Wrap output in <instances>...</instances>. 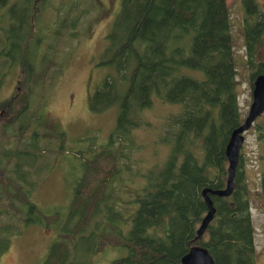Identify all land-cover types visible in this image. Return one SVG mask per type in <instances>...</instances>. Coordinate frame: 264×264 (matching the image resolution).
Returning a JSON list of instances; mask_svg holds the SVG:
<instances>
[{"label":"trees","instance_id":"1","mask_svg":"<svg viewBox=\"0 0 264 264\" xmlns=\"http://www.w3.org/2000/svg\"><path fill=\"white\" fill-rule=\"evenodd\" d=\"M46 1L0 0V78L19 67V80L29 97L11 120L0 123V255L10 248L12 237L21 234L19 223L39 224L53 234L39 264H78L71 246L80 238L85 243L95 240L82 264H94L108 249L123 251L110 264H180L194 245L204 246L214 264H255L249 190L240 157L232 194L211 195L214 217L202 237L195 239L207 210L201 192L224 187L225 147L243 121L226 1H121L101 54L102 63L112 65L116 73L107 75L89 100L92 111L116 107L108 144L93 153L86 147L90 157L81 150L68 151L78 154L79 160L78 165L67 160L75 174L69 199L63 209L43 214L32 201L39 186L35 167L49 153L40 148L46 143L38 130L42 110L33 111L30 102L38 88L44 89L42 79L49 67L58 65L47 64L48 54L53 61L56 55L54 47L45 45L49 35L45 38L46 27L39 21ZM242 2L252 87L255 76L264 74V61L257 60L263 21L257 0ZM66 23L67 18L55 34ZM16 94L8 102L14 103ZM153 96L180 107L164 133L168 157L162 167L146 175L143 193L137 199L133 196L128 203V207L134 204L133 210L123 215L117 197H112L118 188L111 183L124 185L132 174H141L131 168L132 130ZM96 137L86 140L92 144ZM65 140L66 136L60 139L57 157L67 152ZM261 192L264 195V173Z\"/></svg>","mask_w":264,"mask_h":264},{"label":"rangeland","instance_id":"2","mask_svg":"<svg viewBox=\"0 0 264 264\" xmlns=\"http://www.w3.org/2000/svg\"><path fill=\"white\" fill-rule=\"evenodd\" d=\"M80 1L47 0L43 15L39 18L41 25L46 27L45 38L49 35L45 45L54 47L56 55V60L53 61V57L48 54L50 61L47 64L50 62L58 64L54 69L52 66L49 67L47 77L42 79L44 89L38 88L30 102L32 110L44 111L46 119L43 125L38 126V130L46 139V143H41L40 148L45 147L49 154L41 165L35 167L39 186L32 200L43 214L63 209L66 206L64 203L69 199L75 174L67 160L72 159L76 165L79 160L75 157L78 154L68 151L81 150L85 154L84 157H90L93 150L108 144V134L115 123L116 107L100 112L92 111L89 100L105 77L116 73L112 65L102 63L101 54L122 0ZM225 1L235 62V91L243 120L252 102L250 73L253 71L247 63L244 45L245 10L242 0ZM257 2L264 10V0ZM65 18H67L65 28L61 27L60 34H55L60 30L59 23ZM36 46L39 48L38 44ZM257 60L264 61V34L257 46ZM5 70L6 68L2 72ZM21 78L19 67L12 68L6 76L0 78V110L6 108L9 103L8 112L11 116L28 102V89L21 85L22 80H19ZM16 92L18 94L15 95L14 103L8 102ZM152 98V103L143 110L140 117H137L138 124L132 130L135 149L131 153V168L133 172L141 174L140 176L132 174L124 185L116 180L111 183L118 188L112 197H117L119 210L123 215L133 210L134 204L128 207L133 196L136 194L133 199H137L143 193V188L147 185V180L144 179L146 175L162 167L167 160L170 147L163 140L164 133L170 117L177 114L180 109L177 104L162 102L155 96ZM9 115L0 117V122ZM92 134L97 137L89 144L86 138L92 139ZM64 136L67 152L57 157L60 139ZM86 147L91 148L92 153L85 151ZM41 160L42 158L39 162ZM240 168L249 190V210L256 250L255 264H264V195L261 192V178L264 173V112L244 133V142L240 150ZM75 172L80 173L79 170ZM121 175L127 178L126 172L122 171ZM97 220L98 226L103 224V216ZM120 223L122 225L123 220H120ZM17 226L21 234L12 237L10 248L0 255V264H39L53 237L52 232L39 224L18 223ZM94 241L90 239L85 243L80 238L71 246L72 255L78 264L87 260ZM122 252L121 249L115 252L108 249L95 260L94 264H110V261L117 257L116 254L120 255Z\"/></svg>","mask_w":264,"mask_h":264},{"label":"water","instance_id":"3","mask_svg":"<svg viewBox=\"0 0 264 264\" xmlns=\"http://www.w3.org/2000/svg\"><path fill=\"white\" fill-rule=\"evenodd\" d=\"M251 96L252 102L249 106L247 116L243 119L241 124L230 133L225 147L227 176L224 187L219 189L206 187L201 192L207 210L196 230V240L202 237L214 217L215 207L211 195L229 197L234 190L236 167L240 157V150L244 142L243 133L246 132L252 126L256 118L264 112V74L255 76L252 84ZM231 206H233V203H231ZM180 264H214V261L204 246L194 245L181 257Z\"/></svg>","mask_w":264,"mask_h":264},{"label":"flooded vegetation","instance_id":"4","mask_svg":"<svg viewBox=\"0 0 264 264\" xmlns=\"http://www.w3.org/2000/svg\"><path fill=\"white\" fill-rule=\"evenodd\" d=\"M242 4H243V2H242ZM259 8H260V12H261V20L263 21V34H264V10H263V8L261 7V6H259ZM17 90L19 91L20 90V87H18L17 88ZM14 98H15V96H14ZM9 103L6 105V108H4V109H1L0 110V117H2V116H4V117H6V114H8L9 115V112H8V108H9ZM15 116V114L13 115V116H11V115H9V117H7V118H5L3 121H1L0 123H3V124H5L7 121H9V120H11L13 117ZM257 119V118H256ZM38 120H40V123L41 124H43V123H45V121H46V119L44 118V111H41V114H40V117H39V119ZM255 122V121H254ZM253 125V124H252ZM250 129V128H249ZM248 129V130H249ZM245 133V132H244ZM244 133H243V136H244Z\"/></svg>","mask_w":264,"mask_h":264},{"label":"bare ground","instance_id":"5","mask_svg":"<svg viewBox=\"0 0 264 264\" xmlns=\"http://www.w3.org/2000/svg\"><path fill=\"white\" fill-rule=\"evenodd\" d=\"M238 163H239V161H238ZM237 166H238V164H237ZM237 168V167H236ZM236 174V173H235Z\"/></svg>","mask_w":264,"mask_h":264}]
</instances>
